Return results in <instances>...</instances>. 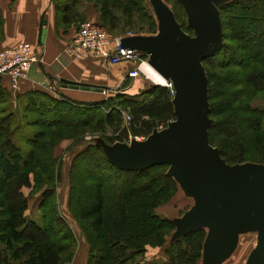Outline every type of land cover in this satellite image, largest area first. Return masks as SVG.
I'll return each instance as SVG.
<instances>
[{
  "label": "trees",
  "instance_id": "obj_1",
  "mask_svg": "<svg viewBox=\"0 0 264 264\" xmlns=\"http://www.w3.org/2000/svg\"><path fill=\"white\" fill-rule=\"evenodd\" d=\"M117 1H123L118 9L120 8L129 20L136 13L143 15L145 13L142 0ZM75 2L77 1L71 0L69 4L64 2L62 14L58 16L56 11L60 6L56 0H51L55 11L56 29L62 24L66 27L71 25L73 17L70 12L78 11L75 9ZM98 2H101L104 8L99 9L97 25L109 35L114 34L113 32L120 28L116 25V18L112 13L115 8L107 7L106 0ZM242 2L243 4L240 0H233L219 7L220 20L221 12L231 10L233 6L250 5L253 0H248L247 4ZM174 3L184 13L180 3L176 0ZM171 10L179 23L174 9ZM261 12L264 15V3ZM2 25L0 18V36ZM181 28L192 34L188 27L184 29L181 25ZM229 30L228 40L242 45L245 35H239L233 27ZM156 32L157 23L156 30L148 34L133 35H154ZM222 33L224 41L226 36L223 26ZM223 48L224 44L213 56L222 53ZM241 52L245 53L247 49ZM211 57L203 61V66ZM260 67L259 70H253L248 77V84L256 91L264 90V64ZM204 69L208 79L211 118L213 114H220L221 111L213 107L212 77L205 66ZM10 97V92L0 85V264H70L74 257L75 236L56 210L54 198L56 177L53 176V160L49 149L52 143L62 138L84 143L69 168L67 209L88 246L85 264H139L133 259L143 255L147 246L165 248L167 260L152 264H196L198 261L200 263L205 231H195L180 241L168 244L174 226L169 218H161L155 212L159 205L168 202L179 190L176 182L166 175L168 166H154L143 171H121L106 159L100 147L83 140L85 134L91 131L101 135L106 130L116 132L122 130L123 114L130 117L128 124L132 134H142L146 138L159 125H166L175 119L171 104L173 95L169 88L162 85L154 86L142 91L138 98L124 95L116 97L115 102L107 99L95 103L72 101L65 96L64 100H58L40 92L29 91L17 96V105L14 109L9 104ZM44 112H50L57 119L64 117V127H60L59 121L47 118ZM236 114L232 120L238 116V113ZM241 114L254 113L245 107L241 109ZM212 121L208 130L209 143L219 150L221 158L226 163L230 165L245 162L261 163L253 159L240 158L246 151L241 146L237 129L229 126L231 122L228 119ZM52 124L57 129L56 135H51ZM253 126L255 135L251 139L252 149L264 162V130L261 129L259 119H256ZM214 129L215 134H212ZM97 138L110 143L102 135ZM117 141L124 140L120 138ZM113 143L115 142L111 141V144ZM85 161L99 172L86 175L85 182L93 189L91 203L87 207H84L81 199L76 197L78 176L76 178L74 173L76 165ZM31 176L33 190L36 187L41 191L37 219L27 215L29 206L24 194V188L31 187ZM119 177L123 178L124 184L117 188L114 209L107 213L103 188L106 184L110 186L112 182H116ZM28 195L32 197L33 194L31 192Z\"/></svg>",
  "mask_w": 264,
  "mask_h": 264
},
{
  "label": "water",
  "instance_id": "obj_2",
  "mask_svg": "<svg viewBox=\"0 0 264 264\" xmlns=\"http://www.w3.org/2000/svg\"><path fill=\"white\" fill-rule=\"evenodd\" d=\"M176 1L183 7L191 35L181 28L164 0H148L157 32L119 39L122 49L146 55L147 64L171 85L175 119L141 141L130 138L128 143L108 144L97 137L88 141L100 147L106 159L121 171L168 166L166 175L192 202L181 216L170 219L174 231L168 244L203 230L200 264H225L236 251L240 238L253 235L255 245L245 264H264V164L230 165L208 139L213 121L202 63L223 46L219 7L233 0ZM43 25L41 21L40 44L46 34ZM58 82L61 88L72 90L111 91L63 78Z\"/></svg>",
  "mask_w": 264,
  "mask_h": 264
},
{
  "label": "rangeland",
  "instance_id": "obj_3",
  "mask_svg": "<svg viewBox=\"0 0 264 264\" xmlns=\"http://www.w3.org/2000/svg\"><path fill=\"white\" fill-rule=\"evenodd\" d=\"M74 1V0H72ZM75 9L78 11L70 12L73 19L71 21V25L69 27L60 25L63 29L66 28H73L75 31L73 35L75 36L77 32V28L80 23L84 21H90L95 24L99 23L98 21H93L91 19H87L85 15V11L91 8L92 11L97 13L99 19V9L104 8L101 2L98 0H75ZM167 5L174 9L175 14L179 23L182 25L184 29H186V17L184 13L180 11L178 5H175L174 0H164ZM241 4L242 1L246 2L248 0H240ZM65 3H70L71 0H56V3L59 4L60 8H57L58 16H61V10ZM145 13L144 15L141 13L135 14L131 20L125 16L121 12V9L118 7L123 4V1L117 0H106V6L109 8H115L112 12L116 18V25L119 30L114 31L111 36L116 37L117 39L125 36H130L135 33H144L148 34L152 30H156V19L154 14L152 13L151 7L148 3V0H142ZM264 0H253V3L247 6H233L231 10L223 11L221 22L223 26V32L226 38L223 41L224 48L222 53L217 54L216 56L211 57L204 63L205 68L208 70L209 74L211 75L212 79V87H211V102L214 108H218L221 112L220 114H213L211 118L214 121L226 120L230 121L231 123L229 126L232 128L234 127L237 132L238 137L241 140V146L246 151L240 158L246 160H257L261 163L262 158L258 156L252 149L251 139L255 135L254 132V124L256 119L260 120L261 129L264 130V90L256 91L254 90L251 85L248 84V77L250 73H253V70H259L260 65L263 66L264 64V15L262 14V5ZM105 6V8H106ZM53 7V6H52ZM118 9V10H117ZM81 15V16H79ZM143 15V17H142ZM70 17V15H69ZM233 27L239 35H245L242 45H237L234 42L228 40L229 36V28ZM107 32V31H106ZM67 33V32H66ZM108 33V32H107ZM189 34V33H188ZM191 35V34H190ZM73 37V36H72ZM72 37L68 38L67 40H71ZM247 49V52L242 53L241 50ZM225 57V60H224ZM121 63H126L121 62ZM131 63V62H128ZM134 67L138 68V64H134ZM223 66H225L223 68ZM133 69V68H132ZM144 66L140 67V71L143 72ZM107 72V71H106ZM147 75V74H146ZM148 76V75H147ZM46 82H39L35 86V92H40L45 95H48L54 99L64 100V93L61 89L57 90V93L49 92L46 87L49 85L56 86L59 84L55 81H48L47 78L45 79ZM91 83V82H90ZM154 86H161L157 84L155 81L151 79V77H145L142 75L137 77L135 80H127L125 83H121L115 85L111 88V91H105V93L98 95V100H85V101H77L82 103H95L100 101H106L107 99H111L115 102L116 97L118 96H127L138 98L140 93L144 90L150 89ZM165 86V85H164ZM167 87V86H165ZM169 88V87H167ZM171 90V88H169ZM18 95L14 98L16 100ZM97 95H95L96 97ZM67 99V98H66ZM73 101V100H72ZM76 101V100H74ZM245 107L249 109L252 113L251 115H244L241 114V109ZM213 108V109H214ZM21 112V109H20ZM235 113V114H234ZM236 118L232 117L233 115H237ZM48 114V115H47ZM63 114V112H62ZM21 115V113H20ZM44 115L52 119L53 121H59L61 123L60 127H64V117H59L58 119L55 115H52L50 112H44ZM43 115V116H44ZM261 115L263 117H261ZM225 118V119H224ZM233 121V122H232ZM54 123V122H53ZM51 135L57 134V129L53 124L51 125ZM59 127V128H60ZM122 130L120 131H111L106 130L101 135L107 139L111 144V141L119 142L118 139H123L124 143H128L130 137H145L142 134L133 135L131 129H129L128 122L126 123L123 119L122 121ZM212 134H215V129L213 130ZM95 131H91L83 137V140H89L92 137H99L101 136ZM55 138V137H53ZM52 138V139H53ZM220 139V138H219ZM218 139V140H219ZM84 143L72 141V140H64V138L60 139L59 141L55 142L50 146V154L51 159L53 160V176L56 177V181L54 182V198L56 199V210L60 217L64 220L66 224L69 225L70 229L72 230L75 239H76V248L78 251L82 249L81 243L84 239L81 231L72 220L68 209H67V193H68V178H69V168L71 163L74 160V156L80 152V148ZM251 144V145H250ZM84 172H81L83 171ZM101 171H103L101 169ZM91 172L99 174L97 170L93 168V165L87 163H80L76 165V169L74 170L77 182V191L76 197L81 199V203L84 207H87L88 204L91 203V195L93 193V189L86 181V175H90ZM85 173V174H84ZM109 174L108 172H105ZM83 174V179H82ZM81 179V180H80ZM31 187L24 188V194L28 200V212L27 215L32 217L31 215L33 212H37L39 214L37 205L39 202L40 197V189L35 187L33 190V179L31 176ZM124 184V180L122 177L117 178L116 182H112L110 186L107 184L105 185L104 189V198L106 204V212L111 213L113 208V203L115 197L117 195V188L119 186L122 187ZM90 186V187H89ZM43 189V188H42ZM32 192V197L28 194ZM192 204L191 200L186 199L183 197L182 192L177 190L176 193L172 196V198L161 205H159L155 212L160 211L164 208H169L168 211L163 213V215H159L161 218H174L179 217L181 214L189 208ZM165 210V209H164ZM163 210V211H164ZM166 215V216H164ZM85 240V239H84ZM83 240V241H84ZM86 242V240H85ZM87 244V243H86ZM255 245V237L253 235H244L240 238L239 245L233 255L225 262V264H245L246 258L251 251V249ZM134 262L139 264H152V263H161L167 260L166 252L164 247H146V251L141 256L134 257ZM71 263V262H70ZM196 264H200L199 261Z\"/></svg>",
  "mask_w": 264,
  "mask_h": 264
},
{
  "label": "crops",
  "instance_id": "obj_4",
  "mask_svg": "<svg viewBox=\"0 0 264 264\" xmlns=\"http://www.w3.org/2000/svg\"><path fill=\"white\" fill-rule=\"evenodd\" d=\"M52 6L51 0H0V18L3 24L0 51L11 49L23 42L30 45L38 58V61L32 65L27 79L21 83L17 95L35 90V86L39 82H46V78L48 81L57 83H59V78H63L107 88H113L115 85L130 80L126 79V76L127 72L134 68L132 63L126 62L107 67L100 61L77 60L65 53V47L71 41L67 39L74 37L73 32L75 30L71 27L63 31L60 26L56 29L55 11ZM85 15L87 19L99 20L97 13L91 8L85 11ZM41 21L44 22L42 29H45L46 34L44 42L40 44ZM0 85L7 92H10L5 77L1 78ZM56 86L62 90L65 97L76 101L98 100V95L103 94L61 88L59 84ZM95 95L97 96L95 97ZM14 98L11 95L9 104H11L12 109L17 105ZM164 209L157 211V214L163 215L162 212L165 213L169 208ZM31 215H33L31 218L37 219L39 214L33 212ZM83 240L80 242L82 249L78 251L76 248L70 264H85L88 246Z\"/></svg>",
  "mask_w": 264,
  "mask_h": 264
},
{
  "label": "built area",
  "instance_id": "obj_5",
  "mask_svg": "<svg viewBox=\"0 0 264 264\" xmlns=\"http://www.w3.org/2000/svg\"><path fill=\"white\" fill-rule=\"evenodd\" d=\"M119 39L109 35L106 30L97 24L84 21L79 24L75 36L66 45L64 51L74 59L97 60L107 67L120 64L124 61L134 64L139 63L138 68L134 67L127 72V78L131 81L135 80L141 73L143 76L149 77L147 69H145V65L148 67L146 55L136 51L122 49L119 45ZM37 61V56L27 43H18L11 49L0 51V77L7 79L8 90L11 95L16 97L21 83L27 79L32 65ZM141 66H144L145 70L143 72L140 71ZM167 87L171 88L173 95L171 85L169 84ZM46 89L51 93H57L58 87L49 85ZM123 119L126 123L130 121V117L127 114H123ZM166 125L161 124L155 130L160 131ZM133 138L139 141L145 139V137Z\"/></svg>",
  "mask_w": 264,
  "mask_h": 264
},
{
  "label": "bare ground",
  "instance_id": "obj_6",
  "mask_svg": "<svg viewBox=\"0 0 264 264\" xmlns=\"http://www.w3.org/2000/svg\"><path fill=\"white\" fill-rule=\"evenodd\" d=\"M145 69H147L148 72L147 74L149 75V77H151V79L155 81L157 84L162 86L164 85L169 86V84L166 83L164 79L158 73H156L149 65L148 67L145 65Z\"/></svg>",
  "mask_w": 264,
  "mask_h": 264
}]
</instances>
